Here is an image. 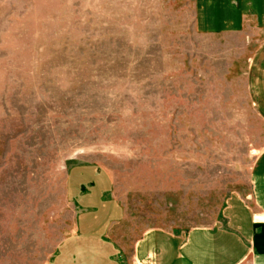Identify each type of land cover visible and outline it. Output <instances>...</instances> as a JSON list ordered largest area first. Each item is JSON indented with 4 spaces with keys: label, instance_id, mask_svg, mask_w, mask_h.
Returning a JSON list of instances; mask_svg holds the SVG:
<instances>
[{
    "label": "rangeland",
    "instance_id": "1",
    "mask_svg": "<svg viewBox=\"0 0 264 264\" xmlns=\"http://www.w3.org/2000/svg\"><path fill=\"white\" fill-rule=\"evenodd\" d=\"M263 67L264 32L201 34L193 0H0V264L73 235L74 166L111 178L127 252L152 229L251 246L232 217L264 224Z\"/></svg>",
    "mask_w": 264,
    "mask_h": 264
},
{
    "label": "crops",
    "instance_id": "2",
    "mask_svg": "<svg viewBox=\"0 0 264 264\" xmlns=\"http://www.w3.org/2000/svg\"><path fill=\"white\" fill-rule=\"evenodd\" d=\"M193 13L194 26L201 34L264 32V0H193ZM256 95L264 115V67ZM68 176L69 190L80 213L75 232L49 264H129L126 255L130 252L132 264H264V224L257 231L249 212L241 206H235L232 218L236 228L251 240V246L220 228L186 235L152 229L127 252L116 239L125 214L112 196L109 175L97 168L74 166ZM254 179L264 220V154Z\"/></svg>",
    "mask_w": 264,
    "mask_h": 264
}]
</instances>
